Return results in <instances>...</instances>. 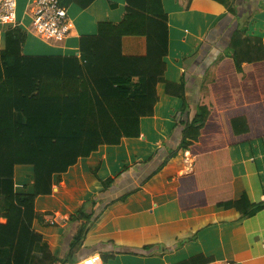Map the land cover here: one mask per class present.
I'll list each match as a JSON object with an SVG mask.
<instances>
[{"label": "trees", "instance_id": "1", "mask_svg": "<svg viewBox=\"0 0 264 264\" xmlns=\"http://www.w3.org/2000/svg\"><path fill=\"white\" fill-rule=\"evenodd\" d=\"M229 12L236 14L233 9ZM245 31L242 26L234 29L215 78L205 88L207 94L193 103L186 98L184 77L180 84L165 79L169 28L162 0H126L119 23H99L95 35L79 39V57L25 55L27 32L19 26L8 28L0 45V217L6 219L0 224V264H78L88 255L84 244L103 210L125 202L185 152L194 166L191 174L178 178L181 210L249 206L246 196L233 201L229 151L264 137V53L260 48L261 59L242 60L253 43L244 37ZM159 92L179 101V120L169 132L165 150L161 147L142 163L123 162L115 176L106 178L99 174L100 164L91 173L103 191L84 201L65 227L51 224L56 214L39 212L37 202L51 197L63 176L100 148L145 139L147 123L160 103ZM239 116L247 117L249 133L233 132L231 120ZM163 156L146 176L152 161ZM137 165L136 176L142 174L143 179L137 185L126 182L132 184L129 191L122 183L123 195L118 198L108 196L116 178ZM16 167H32L31 182L17 183ZM100 196H107L101 207ZM260 208L252 206L245 214L253 216ZM39 224L64 230L58 251L50 250L45 233L34 230ZM106 246L100 249L102 259L113 257Z\"/></svg>", "mask_w": 264, "mask_h": 264}, {"label": "crops", "instance_id": "2", "mask_svg": "<svg viewBox=\"0 0 264 264\" xmlns=\"http://www.w3.org/2000/svg\"><path fill=\"white\" fill-rule=\"evenodd\" d=\"M33 1L17 0L18 26L28 35L23 49L25 55L79 57V39L95 35L99 23H119L126 10V0H60L73 23V30L65 41L57 43L41 39L34 33ZM162 3L169 28L165 79L180 84L184 77L186 98L193 103L207 94L204 89L215 78V64L220 55L224 56L223 51L236 27L245 28L244 37L256 42L264 53V0H233V3L228 0L225 6L210 0H162ZM231 9L236 10L235 15L230 14ZM8 28L0 25V45ZM161 98L162 102H169L170 108L174 105L175 119L179 120V101L175 103L173 97L163 93ZM168 104L157 106L155 116L147 123L145 139L124 140L119 147H102L90 158L80 160L63 176L51 197L37 202V206L44 204L38 211H53L55 221L65 227L66 222L61 224L63 219L67 221L84 201L103 191L92 170L101 164L99 174L102 178L114 176L121 163L144 162L161 147L165 150V145L170 143V129L163 127L171 121L169 114L163 115ZM231 126L236 135L250 131L246 116L233 118ZM177 142H180L179 135ZM229 151L234 167L233 201L238 202L246 196L249 206L225 209L209 205L181 210L177 196L178 178L191 174L194 166L190 153L185 152L125 202H115L103 210L85 241L88 255L79 264H84L85 260L91 264H104L100 249L105 244L113 255L107 264H207L212 261L264 264V137L231 146ZM164 157L161 160L155 158L145 175L155 170ZM172 162L176 172L170 168ZM139 167L122 174L116 180L114 192L108 196L118 198L123 195L120 185L124 182L127 191L131 190L132 184L137 185L143 179L142 174V178L136 176ZM28 171L31 182L33 172ZM128 181H132L130 186L126 185ZM106 197L100 196L99 207ZM252 206L261 208L253 216L246 215ZM4 223L6 219L0 217V224ZM61 231L45 234L50 243L54 242V252L59 250ZM95 248L98 250L94 251Z\"/></svg>", "mask_w": 264, "mask_h": 264}, {"label": "built area", "instance_id": "3", "mask_svg": "<svg viewBox=\"0 0 264 264\" xmlns=\"http://www.w3.org/2000/svg\"><path fill=\"white\" fill-rule=\"evenodd\" d=\"M17 9V0H0V25L10 28L18 27ZM31 10L33 13L32 28L37 36L49 41L63 42L71 34L73 23L60 0H34ZM55 222V219H50L51 224ZM65 222L66 220L63 219L62 223ZM84 264H91V262L85 260ZM207 264L232 263L231 261H212Z\"/></svg>", "mask_w": 264, "mask_h": 264}, {"label": "rangeland", "instance_id": "4", "mask_svg": "<svg viewBox=\"0 0 264 264\" xmlns=\"http://www.w3.org/2000/svg\"><path fill=\"white\" fill-rule=\"evenodd\" d=\"M41 38V37H40ZM41 39H43V38H41ZM44 40H46V39H44ZM48 41V40H47ZM245 54H246V56H243L242 58V60H248V58H252L253 60H255V59H261L262 58V55H263V53H262V51L260 50V48H259V45L255 42V43H251L250 44V47L248 48V49H246L245 50ZM221 57H223L222 55H220V58ZM219 61V60H218ZM218 61L216 62V64L215 65H217L218 64ZM250 62V61H249ZM252 62V61H251ZM245 65V64H244ZM204 91H206V89H204ZM162 93L161 92H159V99H160V103H159V105L158 106H162V105H167L168 103L167 102H165V101H163L162 102ZM168 106H169V108H167L166 109V113L165 114H163L164 116H167L168 114V117H170V120L171 121H169L166 125H164L163 127L164 128H168V129H170L171 131H172V129H175L176 128V113H175V111L173 112V108L172 109H170V105L168 104ZM164 111H165V109H164ZM174 116V117H173ZM173 117V118H172ZM172 119L174 120L175 119V121H172ZM166 122V121H165ZM140 163H142L141 161H139ZM174 163H176V162H174ZM175 164L173 165V162H172V164H170V168L171 169H173L175 172H176V170H175ZM25 169H30V170H33V168L32 167H25V168H21V167H16V171H17V174H16V176H15V181L17 182V183H23L24 181H28L29 179H30V175H28L26 172H29L28 170L26 171ZM22 171H26V172H23L22 173ZM135 171V170H134ZM129 172L131 173V171L129 170ZM115 176V175H114ZM119 178V177H118ZM118 178H116V180L118 179ZM67 183L69 184V185H71L70 184V181L68 180L67 181ZM24 184H26V182H24ZM70 188H74L73 186H70ZM44 204H42V203H39V207L37 206V209L38 208H42L41 206H43ZM39 212H41L42 213V211H39ZM34 228V230L35 231H38V230H41V232H43V233H45V234H49V232H52V231H57L58 229L57 228H53V227H50V226H48V227H46V226H44V225H38V226H34L33 227ZM64 231V230H63ZM63 231H61V233H63ZM45 240L46 241H48L49 242V240L47 239V237H46V235H45ZM54 242L52 241V243H50L49 242V247H50V250H54ZM59 249H60V243H59ZM103 262H104V264H107V263H109V261H110V258H107V257H103Z\"/></svg>", "mask_w": 264, "mask_h": 264}]
</instances>
